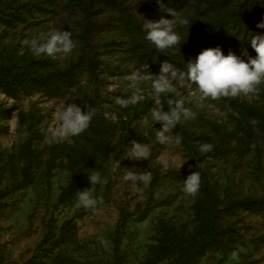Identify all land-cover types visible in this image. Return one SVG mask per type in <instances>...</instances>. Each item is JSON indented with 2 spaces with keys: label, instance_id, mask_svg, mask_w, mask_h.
<instances>
[{
  "label": "rangeland",
  "instance_id": "1",
  "mask_svg": "<svg viewBox=\"0 0 264 264\" xmlns=\"http://www.w3.org/2000/svg\"><path fill=\"white\" fill-rule=\"evenodd\" d=\"M52 33L51 28L44 26L33 29L3 28L0 30V53L8 63L23 64L31 57H37L31 51L30 42L35 39L43 43ZM142 36L138 35L139 42L128 43L126 61L119 58L115 50L103 51V57L110 66L101 73L100 91L105 97L103 109L113 124L124 125L128 131L127 147L114 156L105 169L95 168L93 171L100 174L102 181H107L92 186L93 196L106 195L107 201L102 206L82 216L75 214L79 207L78 193L91 187L90 182L65 201H60L58 197L61 185L68 178L67 152L85 149L92 142L87 131L61 142L52 140L47 132L49 125L55 122L57 108L61 105L76 103L88 112L86 97L91 89V77L79 75L55 93L34 91L29 96L20 97L24 109L28 110L33 103L36 105L47 135L36 144L39 153L33 182L8 194L7 204L0 207V236L8 239V251L14 257L18 258L40 239L42 221L50 215L54 216L57 227L63 220L71 218V228L64 244L73 256L74 264H143L158 241L161 222L170 223L182 237L199 241L206 233L199 231L194 219L193 205L199 192L189 196L183 191L187 176L199 170L206 173L223 200L246 197L255 198L257 202L264 200V150L242 146L233 137L231 144L234 149L228 153L212 155L201 151L203 144L212 146L228 135L251 133L239 106L224 98L202 100L197 86L186 79L174 81L171 93L157 96L152 81L145 79L149 74L158 75L161 63L165 60L178 70L186 71L188 61H194L202 50L209 47H219L224 55L232 52L244 60L256 54L226 41V38H190L184 44L183 59H179L168 49L167 54L157 49L148 52L152 43L149 41L143 45L145 41H142ZM263 94L264 83L259 86L257 94L241 95L239 98L256 102ZM169 99L183 100L184 106L194 113V118L182 119L170 134L171 141L161 144L157 140V131L162 128V123L153 120L151 110L159 105L167 111ZM118 100L127 101L128 106L121 107ZM0 101L8 107L7 113L0 117L1 187L20 177V166L24 159L18 146L17 108L12 106L14 100L0 88ZM177 136L180 137L179 144L175 143ZM146 137L158 143L153 163L163 176L158 182L147 185L126 181L123 177L129 171L147 173L142 160L125 158L131 150V141L142 142ZM259 144L264 147V141ZM118 149L117 143L112 155ZM52 157L56 160V166L51 169L50 183L47 184L46 168ZM154 202L159 204L152 206ZM146 204L151 205L146 218L128 220L120 228L119 255L116 259L111 251L110 234L118 221L120 210L141 208ZM29 218L35 230L26 234L23 229ZM217 227L225 231V242L219 246L212 245L196 264H264L263 205L243 208L238 215L221 218L217 221ZM54 232L57 233V228ZM36 253L41 254L42 250H36ZM168 259H162L157 264Z\"/></svg>",
  "mask_w": 264,
  "mask_h": 264
},
{
  "label": "trees",
  "instance_id": "2",
  "mask_svg": "<svg viewBox=\"0 0 264 264\" xmlns=\"http://www.w3.org/2000/svg\"><path fill=\"white\" fill-rule=\"evenodd\" d=\"M163 4L177 21L174 30L182 43L174 46L173 50L168 49V52L179 59H183V47L190 38H226V41L256 54L248 38L250 35H264V28L257 27L259 22L264 21V0H163ZM162 15L171 18L169 13L160 11V5L155 0H143L140 3L138 0H0V30L44 26L51 28L52 32H69L75 45L69 54H58L55 59L40 55L29 58L23 64L8 63L0 53V88L13 98L12 106L17 108V139L24 159L20 166V177L0 187V207L7 204L8 194L33 182L39 153L36 144L47 135L38 108L33 103L28 110L24 109L20 103L22 95L29 96L34 91L55 93L79 75H87L92 79L91 89L86 97L88 112L95 113L86 129L92 142L85 149L67 152L68 178L60 187V201L67 200L86 185L89 182L88 173H92L95 168L105 169L111 159L127 147V128L113 124L105 115L102 105L105 97L100 91L103 78L101 73L110 68L103 57V51L115 50L118 57L126 61L128 43L139 42L138 35H143V45L149 42L143 25L146 20H158ZM182 21L188 23L183 24ZM153 49L156 47L151 44L147 51ZM224 99L239 106L251 133L223 137L207 152L212 155L230 152L234 149L231 144L233 137L242 146L264 150L259 144L264 141V94L256 102L239 97ZM7 111L8 107L0 101V117ZM117 143L119 149L112 155ZM141 143L150 150L148 159L142 160L147 173L152 177L150 182H158L163 176L153 163L158 143L148 137ZM55 162L52 157L46 168L47 184L50 183L51 169L56 166ZM198 174L201 183L199 195L193 205L194 219L199 231L206 233L199 241H195L182 237L170 223L161 222L158 241L143 264H157L170 257L161 264H196L212 245L219 246L225 242V231L218 229V220L238 215L243 208H252L257 204L264 206V200L257 202L250 197L223 200L206 173L199 170ZM94 198L98 201L95 208L107 201L105 194H96ZM158 204L154 202L152 206ZM150 207L151 205L146 204L141 208L120 210L118 221L110 234L111 251L116 259L119 255L120 228L128 220L140 221L146 218ZM93 209L79 206L75 214L82 216ZM42 222L40 239L18 258L8 251V239L0 236V264H74L73 256L64 244L71 228V218L63 220L58 227L52 215ZM56 228L57 233L54 232ZM23 230L26 234L35 230L30 218ZM36 250H42V253H36Z\"/></svg>",
  "mask_w": 264,
  "mask_h": 264
},
{
  "label": "clouds",
  "instance_id": "3",
  "mask_svg": "<svg viewBox=\"0 0 264 264\" xmlns=\"http://www.w3.org/2000/svg\"><path fill=\"white\" fill-rule=\"evenodd\" d=\"M140 2L143 0H138V3ZM155 2L160 5V11L169 13L171 18L162 15L158 20H146L143 28L146 31V39L154 44L159 52L167 54V49L181 45L182 41L174 30L177 21L172 18L173 13L164 6L163 0H155ZM181 23L187 24L188 22L182 21ZM257 27L264 28V21L259 22ZM248 39L256 53L255 57L248 56V59L244 60L232 52L224 55L219 47H209L202 50L194 61H188L186 71L178 70L172 63L165 60L161 63L158 75L149 74L145 79L152 81V88L157 96L171 93L173 82L185 79L197 86L202 100H219L257 94L259 86L264 83V35H250ZM74 47L71 34L67 31L53 32L43 43L35 39L30 42V48L34 55H47L53 59L58 54L71 53ZM245 55H247L246 52ZM146 67L148 68V65ZM133 102H135V97ZM117 103L121 107L128 106V102L124 100H118ZM57 113L55 122L49 125L47 129L48 134L55 142L79 136L89 128L95 114L94 111H83L76 103H66L59 106ZM151 115L155 122L162 123V128L157 131V140L161 144H167L171 141L170 134L181 123L182 119L194 118V113L184 106L183 100L173 99L168 100L167 111L157 105L151 110ZM175 143H180V137L175 138ZM210 150L211 145H201V151ZM149 156L150 150L147 145L132 140L131 150L125 158L139 161L147 160ZM123 179L147 185L152 177L149 173L137 174L129 171ZM88 180L91 187L78 193V206L93 209L98 201L93 196L94 188L92 186L107 181H102L98 172L88 173ZM200 183V175L197 172H192L184 180L183 191L189 196H195L199 192ZM100 202H102V198Z\"/></svg>",
  "mask_w": 264,
  "mask_h": 264
}]
</instances>
